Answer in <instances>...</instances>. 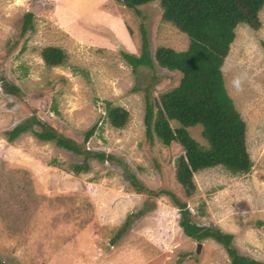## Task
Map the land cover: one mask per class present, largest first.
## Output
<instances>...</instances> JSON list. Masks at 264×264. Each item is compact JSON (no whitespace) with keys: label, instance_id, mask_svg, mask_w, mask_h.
<instances>
[{"label":"rangeland","instance_id":"374dc122","mask_svg":"<svg viewBox=\"0 0 264 264\" xmlns=\"http://www.w3.org/2000/svg\"><path fill=\"white\" fill-rule=\"evenodd\" d=\"M138 11L140 17L112 0H0V264H230L221 245L184 236L171 199L136 193L125 169L148 191L172 193L193 224L230 234L238 255L264 264V6L257 31L236 27L221 68L246 127L252 167L242 175L221 167L197 172L189 198L174 179L181 149L149 144L142 123V90L155 83L157 97L175 88L180 75L154 61L151 69L132 71L121 56L140 55L141 29L151 57L159 47L185 51L188 39L161 20L157 1ZM27 13L31 30L22 33ZM45 47L61 49L64 64L45 67ZM7 84L19 96L8 94ZM105 103L128 112L124 128L109 125ZM28 119L114 160L90 158L88 171L74 174L82 156L30 132L9 143L5 133ZM188 133L205 145L199 127ZM142 210L111 244L127 216Z\"/></svg>","mask_w":264,"mask_h":264},{"label":"trees","instance_id":"16d2710c","mask_svg":"<svg viewBox=\"0 0 264 264\" xmlns=\"http://www.w3.org/2000/svg\"><path fill=\"white\" fill-rule=\"evenodd\" d=\"M140 17L138 7L157 1L161 10V20L173 26L188 39L185 51L176 52L170 48L159 47L151 57L144 29H141V47L138 57L122 53V58L132 69H151L155 64L169 72L180 75L178 85L157 97L151 95L153 85L146 86L143 92L144 137L152 144L158 142L164 147L178 146L182 154L174 161V179L183 190L186 198L195 192L193 175L197 172L221 167L231 175L247 174L252 163L246 143V127L240 114L228 96L221 68L227 58L235 38V29L244 25L253 31L260 27L258 14L264 0H112ZM31 14L23 17L22 33L31 30ZM264 50V43H261ZM41 60L47 68L62 66L65 53L56 47H45L40 52ZM8 94L19 96L18 90L6 85ZM134 89L132 92H136ZM105 118L114 129H122L129 119L128 112L121 107L105 103ZM176 127L172 128L171 124ZM41 130L34 131L33 125ZM199 127L205 145H200L188 133L189 129ZM96 130V125L84 134L88 141ZM30 132L40 142L54 143L58 148L83 157V163L72 166L74 174L88 171L87 161L92 158L99 163L113 161L103 153H89L74 142L57 134L53 129L28 119L5 133L11 143L22 134ZM125 169V167H124ZM130 185L136 193L147 192L150 196H167L179 213L178 226L184 236L200 242L210 239L226 251L230 264H263L240 256L232 247V236L215 228L200 227L193 224L185 204L167 191H148L125 169ZM143 210L127 216L124 224L111 239L118 241L127 231L130 223L138 219Z\"/></svg>","mask_w":264,"mask_h":264}]
</instances>
